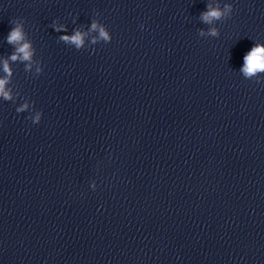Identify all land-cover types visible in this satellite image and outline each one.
Wrapping results in <instances>:
<instances>
[{"label": "clouds", "instance_id": "1", "mask_svg": "<svg viewBox=\"0 0 264 264\" xmlns=\"http://www.w3.org/2000/svg\"><path fill=\"white\" fill-rule=\"evenodd\" d=\"M208 10L203 12L200 16V19L207 24H211L215 20H220L227 15H230L233 11L232 5H225L223 9L220 7H213L211 4L207 6ZM62 27V26H61ZM61 27H58L56 30L61 31ZM98 28L97 22L93 21L91 25L92 30H96ZM99 34L100 37L108 40L109 36L108 33L104 30L103 27H99ZM203 34V32L201 33ZM209 35L217 36L218 31L216 29H210ZM83 36L84 34L77 30L74 35L72 36H62L61 39L70 42L76 45L77 48H80L83 43ZM8 42L11 44L19 45L16 49V53L13 54L11 59L15 61L16 59L20 58L24 61H30L33 55L30 43L25 41V35L23 31V27L21 25L15 26L9 33ZM4 71L10 75V71L8 68L7 62L4 65ZM242 72L247 77H251L256 75L259 72H264V44H256L254 47L244 56V66L242 68ZM5 79H0V95L4 96L5 99H10V95L7 91H5ZM24 107H27L25 105ZM23 109H18L21 111Z\"/></svg>", "mask_w": 264, "mask_h": 264}]
</instances>
